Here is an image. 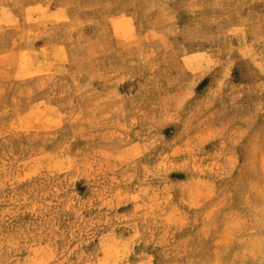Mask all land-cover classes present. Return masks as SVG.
I'll list each match as a JSON object with an SVG mask.
<instances>
[{"label":"rangeland","instance_id":"1","mask_svg":"<svg viewBox=\"0 0 264 264\" xmlns=\"http://www.w3.org/2000/svg\"><path fill=\"white\" fill-rule=\"evenodd\" d=\"M0 264H264V0H0Z\"/></svg>","mask_w":264,"mask_h":264}]
</instances>
